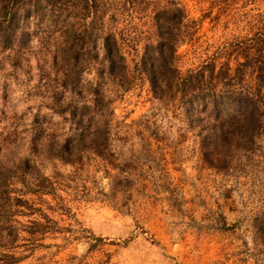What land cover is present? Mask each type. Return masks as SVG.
Instances as JSON below:
<instances>
[{
    "label": "rangeland",
    "instance_id": "rangeland-1",
    "mask_svg": "<svg viewBox=\"0 0 264 264\" xmlns=\"http://www.w3.org/2000/svg\"><path fill=\"white\" fill-rule=\"evenodd\" d=\"M75 2L0 0V264H264V79L241 63L264 0ZM166 5L168 75L202 66L195 96L137 67Z\"/></svg>",
    "mask_w": 264,
    "mask_h": 264
},
{
    "label": "trees",
    "instance_id": "trees-1",
    "mask_svg": "<svg viewBox=\"0 0 264 264\" xmlns=\"http://www.w3.org/2000/svg\"><path fill=\"white\" fill-rule=\"evenodd\" d=\"M74 2V0H72ZM75 3L80 4L81 8H84L83 15L93 11V1L95 0H75ZM83 5V7H82ZM181 8L171 7L169 5L163 6L160 10L153 13L151 20L153 25V43L156 52V56L158 57L157 61L154 60L153 56H150V51L148 52L146 49L144 50V56L140 59V63H138L139 69L145 73L147 78L148 85L150 89L154 92L162 91L165 87H171V79L168 75L169 72H174L176 67L169 65L170 61L166 59L167 55H172L174 51V45L176 42H179L181 38L174 36L173 30L176 27L173 25L176 14L178 15ZM181 13V12H180ZM176 24V23H174ZM113 36V35H111ZM109 34L103 37V49H104V57L107 61L106 67L107 71L111 72L114 69L115 62L112 59L113 50L112 46L108 40ZM242 56L244 61L241 62L247 65H253V71L255 72L254 78L257 82L264 79V21L259 24L258 28L254 31L253 35L250 37V41L242 46ZM121 53V52H119ZM137 65V64H136ZM205 66H208L207 73L209 75L212 74L214 68V62H207ZM202 66L196 69L194 72H186L184 76H177L176 80L172 84L174 89L177 90L181 95L186 96H195L197 89H199V85L197 84L198 76L203 74ZM169 71V72H168ZM190 94V95H188ZM214 102L216 101L217 95H212ZM245 100L244 106H246L243 119H244V128H251L254 125L253 118V110L256 108V102L250 95H245L243 97ZM73 113V112H72ZM73 118H75V128L76 133L80 140L86 139L90 145H95V137L92 134L84 135L83 127L81 126V119L75 117L72 114ZM224 121H219L217 127L208 128L207 132L204 134V138H211L214 142L225 143L228 141L229 136L227 134V128L223 127ZM67 145H63V147ZM65 150V148H63ZM224 153H226L225 149H222ZM97 151V150H96ZM46 177H40V180L43 181ZM48 192L49 190H43ZM38 209V208H37ZM39 217H46L47 214L44 212H39ZM32 224H38L40 221L36 219H32L30 221Z\"/></svg>",
    "mask_w": 264,
    "mask_h": 264
}]
</instances>
